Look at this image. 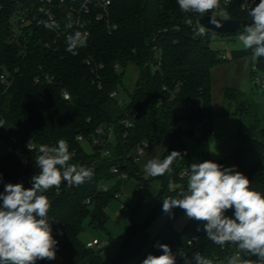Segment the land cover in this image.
Listing matches in <instances>:
<instances>
[{"label": "trees", "instance_id": "16d2710c", "mask_svg": "<svg viewBox=\"0 0 264 264\" xmlns=\"http://www.w3.org/2000/svg\"><path fill=\"white\" fill-rule=\"evenodd\" d=\"M110 1L111 20L118 25V30L111 33L104 22L93 19L89 40L78 55H73L68 52L67 42L58 38L69 24L65 11H58L55 21H46L54 25L51 28L45 27V23L40 26L34 23L16 34L12 25L14 17L31 6L42 5V0H1L0 77L9 74L12 84L0 95V122H3L0 137L10 148L8 154L0 155V183L14 184L17 178L38 172L35 158L40 145L55 146L61 139L68 143L69 151L75 153L69 163L94 171L91 180L71 187L62 182L60 193L52 194L48 219L57 241L56 258L37 260L36 264H106L103 255L95 248H88L79 237L87 219L93 227L103 226L108 219L106 208L128 182H115L117 177L111 172L112 167L117 166L121 173H127L129 180H143L138 164L128 159L142 142L166 143L161 160L174 150L183 156L173 162L170 175L151 177L162 184L155 211L163 207L164 198L174 197L182 188L186 189L187 179H181L180 174L188 167L191 155L178 123L184 115L177 108L188 110L189 119L199 127V146L204 155L209 154L212 72L227 60L212 48L216 34L206 30L203 36L195 35V26L201 18L212 16L214 9L198 14L183 12L177 0ZM229 18L251 19L248 12L237 6L231 10ZM187 21L193 25H188ZM47 43H51L50 48ZM87 58L103 65L99 71L101 89L93 83L95 75L86 63ZM130 63L136 64L141 74L129 102L119 104L111 94L120 93L125 69ZM116 65L122 68L121 72L116 70ZM256 67L257 71L264 72V57L259 58ZM45 76L52 79L51 84L45 82ZM37 78L41 81L36 82ZM64 91L70 94V100L64 99ZM223 94L225 100L234 104L239 118L237 137L241 146L230 167L234 166L249 179L250 190L264 197V127L260 125L257 107L239 90L227 87ZM132 110L137 112V118L134 126L127 129L121 122ZM109 125H115L109 158H102L96 150L88 151L76 140L77 135L90 139L98 128ZM28 144L35 145L36 150L30 151ZM23 159L28 160L27 165L23 164ZM170 181L173 185L179 184L181 189L171 191ZM112 182L114 185L105 191L104 186ZM87 200L89 205L85 203ZM225 214L234 218V208ZM204 223L191 219L178 232L170 219L145 252L142 247L146 229L139 230V225L134 224L112 264H132L135 259L136 264H142L150 254H163L159 244L170 247L176 264H183L180 253L192 264H195L192 259L195 253L216 264V258L226 259L239 251L232 242L221 246L209 240ZM134 235H139L136 242H132ZM190 241L193 246H189ZM244 262L259 264V258L252 256L242 264Z\"/></svg>", "mask_w": 264, "mask_h": 264}, {"label": "clouds", "instance_id": "9594fccd", "mask_svg": "<svg viewBox=\"0 0 264 264\" xmlns=\"http://www.w3.org/2000/svg\"><path fill=\"white\" fill-rule=\"evenodd\" d=\"M177 3L185 13L204 14L218 8L220 0H177ZM248 15L251 23L244 27L239 40L244 49L252 50L255 60L264 57V0H259ZM209 22L219 26L215 16ZM53 26L45 22V27ZM205 34V27L197 25L195 35ZM85 43V37L76 32L68 38V51L74 52ZM28 147L33 151L31 145ZM38 153L35 163L39 172L32 176V186L25 188L21 183H7L0 192V264H36L37 260H54L57 241L52 236L48 219L50 202L44 192L53 187L59 189L62 181L71 187L93 178V169L69 163L74 154L63 139L55 146L40 145ZM182 158V154L174 150L162 160L150 159L144 165V171L150 177L170 175L173 162ZM184 175L187 177L186 189L182 188L174 197L164 198L163 211L170 213L179 207L188 218L206 222L204 230L213 243L221 246L227 242L236 244L239 251L229 258L228 264H241L240 252L257 256L259 264H264V197L249 189V179L234 166L224 167L213 161L192 163L184 170ZM169 189L175 190L171 181ZM233 208L234 218L228 217L226 211ZM157 246L163 254H150L142 264H176V256L167 244ZM180 255L183 264H192L183 253ZM192 259L195 264H212L199 253Z\"/></svg>", "mask_w": 264, "mask_h": 264}, {"label": "rangeland", "instance_id": "374dc122", "mask_svg": "<svg viewBox=\"0 0 264 264\" xmlns=\"http://www.w3.org/2000/svg\"><path fill=\"white\" fill-rule=\"evenodd\" d=\"M240 35L225 36L215 35L212 41V48L225 55L227 62L216 67L213 71L212 98H213V119L211 121L212 134L209 139V154L204 155L198 140L201 136L199 127L191 122L184 107L179 109L181 115L179 126L185 133V143L190 152L191 158L188 167L192 163L213 161L224 167H230L237 150L241 144L237 137L239 130V118L235 114L234 104L224 100L223 89L230 88L241 91L247 100H250L257 107L260 118V125L264 127V86H259L254 82V77L258 76L264 81V72L258 71L252 75V68L257 65L259 58H252V50L248 51L237 59L231 58V48L237 46L242 48L239 40ZM155 72V69L152 68ZM141 74L140 68L130 63L125 69L124 86L120 87V101L129 102L130 94L134 92L137 81ZM225 103V104H224ZM89 151V146L84 144ZM167 148L164 142H152L151 148L141 157L138 167L142 173L143 180H129L123 186L121 199L114 198L106 208L108 219L102 227H93L91 221L87 219L83 224L80 234V241L83 244L98 239L101 243H108L103 250L95 248L104 258L106 264H112L119 255L122 243L128 235L129 229L135 224L138 229H146L145 243L142 252L151 248L159 236L166 223L171 219L174 229L182 231L190 222L185 211L173 208L170 213H165L163 207L155 211L158 196L162 184L158 179L151 180L144 171V165L153 158L161 159ZM10 152L8 145L0 137V155ZM187 167V168H188ZM184 180V179H183ZM140 182L146 184L145 190L139 189ZM187 187V184H186ZM175 190L181 186L174 185ZM173 191V190H171ZM139 235H134L132 242H136ZM135 259L132 264H136Z\"/></svg>", "mask_w": 264, "mask_h": 264}, {"label": "built area", "instance_id": "2783aa9c", "mask_svg": "<svg viewBox=\"0 0 264 264\" xmlns=\"http://www.w3.org/2000/svg\"><path fill=\"white\" fill-rule=\"evenodd\" d=\"M259 0H222V2L219 4V7L214 9L212 16L219 17L221 19H230L229 15L231 10L237 6L239 9L243 12H248L252 7H254ZM242 5L244 7L242 8ZM0 7L1 6V0H0ZM63 10L66 12V18L69 20V24L67 25V28H65L60 34L58 35V38L61 37L67 42L68 38L73 36L76 32H80L84 37L86 42L89 40L90 37V30L89 26L93 19L97 22H104L109 32H114L118 30V25L112 23L111 20V1L110 0H42V5L38 6L37 8L35 6H31L22 12H20L17 16L14 17L12 21L13 25V31L16 34H21L23 32V29L25 27H31L34 23H37L38 26L44 24L46 21L53 22L57 19V12ZM188 25H193L191 21H187ZM200 25L199 21H197L196 26ZM195 26V27H196ZM47 48L51 47V43L46 44ZM84 46L77 47L74 52L69 53L73 55H78L79 51ZM221 57L225 58L223 54H221ZM86 63L88 66L92 67V72L95 75L94 82L97 83L99 86V89L102 88V85L100 83V76L99 71L103 69V65L96 64L92 59L87 58ZM116 70L118 72H121L122 68L119 65H116ZM252 71L254 72V75L257 74V67L254 66L252 68ZM44 80L46 83L51 84L52 79H50L48 76L44 77ZM41 78H37L36 82H40ZM254 82L259 86H264V81L258 77H254ZM12 81L10 79L9 74H4L0 77V95L4 90L9 89L11 86ZM113 98H119L120 93L113 92L111 94ZM63 97L66 100H70V94L67 91L63 92ZM121 104L123 101H120ZM137 118V112L135 110H132L128 113V118L121 123L125 125L127 129H130L134 126V121ZM3 126V122H0V129ZM114 137H115V125H109V126H102L98 128L95 132V134L90 138L86 139L83 135H77L76 140L81 143L83 146L84 144H87L89 146V149L96 150L97 153L102 158H109L112 156L111 147L114 144ZM33 147V151L36 150L35 145L28 144ZM27 145V148L29 149ZM151 148V143L144 141L141 144L137 145L135 149L128 155V159H131V163L138 164L141 160V157ZM95 152V151H94ZM75 155V153H73ZM73 155V156H74ZM72 156V157H73ZM23 164L27 165L28 160L23 159ZM126 164L127 161H126ZM78 166H82L80 164H76ZM39 172V171H38ZM38 172L33 173L30 176H22L17 178L14 184L21 183L25 188H30L31 185V178L33 175L37 174ZM111 172L116 175L117 179L116 181H122L127 182L129 181V175L127 173H121L120 169L117 166L112 167ZM181 179H187V177L184 175V170L180 174ZM64 182V181H62ZM61 182V183H62ZM115 182H112L110 184H107L104 186V190L107 191L110 186L114 185ZM146 184L144 182H140L139 189L140 191L145 190ZM4 185L0 183V192H3ZM53 193H60V187L59 189L53 187L52 189H49L44 192V195L47 196L49 202L51 203V196ZM122 193H118L116 195V198L121 199ZM2 203V201H0ZM87 205L90 204V201L87 200L85 202ZM108 243H101L98 239H94L93 241L89 242L87 244L88 248H98L103 249ZM189 246H193V242L190 241ZM237 252L232 254L230 257L226 259H218L216 258V264H228L229 258L236 255ZM254 255H251L246 252H240V261L241 264L245 259H249Z\"/></svg>", "mask_w": 264, "mask_h": 264}, {"label": "water", "instance_id": "95a60500", "mask_svg": "<svg viewBox=\"0 0 264 264\" xmlns=\"http://www.w3.org/2000/svg\"><path fill=\"white\" fill-rule=\"evenodd\" d=\"M213 16L203 17L199 20L201 26H204L206 30L212 31L217 35H233L244 29V27L251 23V19L235 20V19H221L215 16L219 26L209 22Z\"/></svg>", "mask_w": 264, "mask_h": 264}, {"label": "crops", "instance_id": "0c3cea01", "mask_svg": "<svg viewBox=\"0 0 264 264\" xmlns=\"http://www.w3.org/2000/svg\"><path fill=\"white\" fill-rule=\"evenodd\" d=\"M233 36H236V35H233ZM222 37H225V36H222ZM229 37H231V36H229ZM248 50L247 49H244L243 47L242 48H239V47H237V46H233V48H231V58L232 59H237L238 57H241V56H243L246 52H247ZM224 55V54H223ZM224 57H225V55H224ZM214 71V70H213ZM212 82H213V72H212ZM225 89V88H224ZM223 89V90H224ZM225 100V99H224ZM225 104V103H224ZM94 239H96V238H94ZM93 239V240H94ZM89 243V242H88ZM87 243V244H88Z\"/></svg>", "mask_w": 264, "mask_h": 264}]
</instances>
